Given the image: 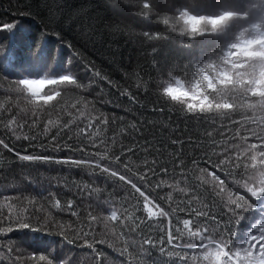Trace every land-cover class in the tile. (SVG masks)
Masks as SVG:
<instances>
[{
	"label": "snow or ice",
	"instance_id": "6c2138e0",
	"mask_svg": "<svg viewBox=\"0 0 264 264\" xmlns=\"http://www.w3.org/2000/svg\"><path fill=\"white\" fill-rule=\"evenodd\" d=\"M40 4L0 21L10 264H264V0H107L149 29L114 70L98 0ZM106 89L140 117L101 111Z\"/></svg>",
	"mask_w": 264,
	"mask_h": 264
},
{
	"label": "trees",
	"instance_id": "16d2710c",
	"mask_svg": "<svg viewBox=\"0 0 264 264\" xmlns=\"http://www.w3.org/2000/svg\"><path fill=\"white\" fill-rule=\"evenodd\" d=\"M32 0H0V21H8L15 19L16 22L27 25L29 23L34 22L30 17L20 16L19 13L24 10V5L31 3ZM107 0H98V13L101 16H111L112 20L116 21L115 27L119 28L120 31L116 32L114 36L105 35L103 37V44L97 45V49H91L94 53V57L98 65L103 66L106 70H114L122 64H136L137 62L143 63L144 57V49L142 47V43L140 40V36L142 32L148 31L149 29L146 27V24L142 22V18L137 17L132 19L127 16V14L120 16L115 15L112 11L106 8ZM40 7H43V0H41ZM155 23V21H152ZM163 25H161V28ZM100 39L99 37L97 38ZM115 51L116 61L117 63L113 64L109 67V60L112 59V52ZM118 78V77H117ZM94 95H98V93H94ZM3 99V97H0ZM103 106L100 109L105 112L109 117L115 116L117 118H124L127 122H132L134 118L140 117V113L131 110L130 106L127 103V99L125 97H120L118 93H113L112 95L107 94V89L105 90V95L103 96ZM98 107L100 104L98 102ZM149 107H151L149 105ZM149 121H154L158 119H166V118H158L153 116L147 112L144 113ZM175 119V117H173ZM180 127H184L183 123L180 124ZM73 135H75V129L73 130ZM111 135V133H109ZM2 163H0V167H2ZM46 168L48 166H45ZM60 166H53L54 169H59ZM41 178L44 180L45 185L47 184V177L56 176L58 173L56 170L49 169L45 171V169H41ZM8 182H11V177L9 176ZM5 183V176L3 173H0V187H2ZM54 183V182H53ZM7 195H13L12 192L6 193ZM3 200L0 199V207L3 206ZM67 218V217H65ZM38 239H53V237H44L42 234H37ZM55 239L59 240L58 237ZM35 247V245L33 246ZM32 249H29L31 251ZM84 264H87L88 256L85 253L81 257ZM0 264H10L6 253L4 251H0Z\"/></svg>",
	"mask_w": 264,
	"mask_h": 264
}]
</instances>
